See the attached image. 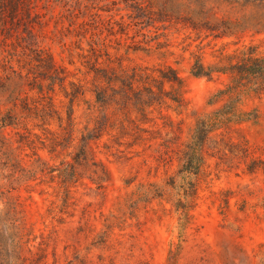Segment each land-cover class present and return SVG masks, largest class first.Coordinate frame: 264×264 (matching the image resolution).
<instances>
[{"label":"rangeland","instance_id":"obj_1","mask_svg":"<svg viewBox=\"0 0 264 264\" xmlns=\"http://www.w3.org/2000/svg\"><path fill=\"white\" fill-rule=\"evenodd\" d=\"M124 6L121 0H36L33 34L16 21L15 27L23 31V39L16 41L14 17L8 16L10 8L5 5L0 112L20 82L15 71L35 80L37 60L45 56L36 53L37 45L57 68L65 69L69 80H81L87 88H92L95 66L165 71L168 66L183 82L187 110L177 117L162 105L161 113L175 122L184 119L180 138L184 142L194 124L193 114L209 113L222 104L210 102L226 77L194 76L190 63L199 44L193 41L195 36L176 33L175 28L136 27ZM94 13L99 15L95 19ZM143 34L149 38L158 34L163 47L153 41L146 44L149 38ZM217 47L204 46L207 60ZM259 51L264 53V44ZM164 87L170 90L167 83ZM55 89L64 100L58 85ZM244 107L259 111V123L242 124L231 137L247 140L250 155L246 159L238 146L224 142L226 137H213L204 148L210 174L206 180L177 172L176 136L163 127L159 112L140 129L128 126L124 131L114 106L101 107L90 93L75 105L79 132L97 138L90 142L93 159L86 162L74 159L79 136L68 149L50 152L47 132L35 130L34 136L14 125L7 127L5 142L16 149L25 168L35 166L38 156L55 168L52 175L38 173L29 187L12 193L23 206L26 233L32 239L31 251L25 253L27 263L34 264L40 255L43 264H264V170H244L252 158L264 161V98L249 100ZM9 155L0 143L1 162ZM223 193L229 204L223 202Z\"/></svg>","mask_w":264,"mask_h":264},{"label":"trees","instance_id":"obj_2","mask_svg":"<svg viewBox=\"0 0 264 264\" xmlns=\"http://www.w3.org/2000/svg\"><path fill=\"white\" fill-rule=\"evenodd\" d=\"M121 1L125 5L127 17L136 27H153L157 31L175 28L176 33L195 36L193 41L198 40L199 44L197 51L191 53L190 72L207 79L225 76L223 87L213 94L212 98L216 100L210 102L221 100L222 104L209 113L195 112L194 124L182 142L180 138L184 119L175 122L170 116L161 113L162 105H166L177 117L187 110L184 85L173 68L167 66L165 71L155 67L134 66L117 70L95 66L91 68L94 73L92 88H87L81 80H69L65 69L57 68L52 57L37 45L36 53L45 56L37 60L39 72L37 76L32 74L35 80L32 82L29 75L15 71L20 82L4 100L2 104L5 110L0 112V143H4L5 150L10 152L6 161L1 162L0 158V168L4 169L0 174V201L3 204L0 208V264H30L25 253L31 251L29 243L32 239L26 233L25 211L12 193L29 187L38 173L52 175L55 171L39 156L35 166L25 168L20 156L15 154L16 149L5 142V129L9 126L14 125V129L20 128L34 136H37L35 130L47 132L50 135L46 137L50 152L58 148L68 149L79 136V150L74 159L86 162L88 158L93 159L90 142L97 138L79 132L75 121V105L90 93L94 102L101 107L114 106L119 113V128L124 131L128 126L140 129L141 124L152 122L150 115L159 112L164 119L163 127L176 136L177 172L180 174L203 176L205 180L209 178L204 148L213 137H226L227 141L224 142L230 147L238 146L246 159L250 155L247 140L234 141L231 134L238 132L242 124L257 125L260 119L257 109L248 110L244 106L249 100L264 98V53L259 51V46L264 44V0ZM4 3L10 8L8 16L14 17V39H23V31L15 27L16 21L25 26L27 33L33 34V16L38 15L35 12L36 0H0V33L6 35L2 30L6 18L5 12L2 13ZM91 16L95 19L99 15L94 13ZM8 36L12 34L9 32ZM158 39L157 34L146 39L145 43L153 41L157 48H161L164 44ZM204 46H218L210 52V60L206 58ZM229 46L234 48L228 50ZM96 50L91 48L97 56L95 62H98ZM45 79L47 85L43 84ZM165 83L170 90L166 91ZM55 85H58L64 100L59 98ZM17 133L20 137L24 136V133ZM16 142L23 143L21 140ZM259 169L264 170V161L257 158L246 162L244 168L251 173ZM58 173L63 179L61 169ZM223 194V202L229 204L227 196ZM43 257L37 255L34 264H43Z\"/></svg>","mask_w":264,"mask_h":264}]
</instances>
